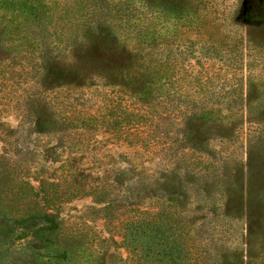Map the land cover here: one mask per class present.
Here are the masks:
<instances>
[{
	"label": "rangeland",
	"instance_id": "rangeland-1",
	"mask_svg": "<svg viewBox=\"0 0 264 264\" xmlns=\"http://www.w3.org/2000/svg\"><path fill=\"white\" fill-rule=\"evenodd\" d=\"M243 4L0 0V264H138L124 223L156 213L187 264H264V17L244 51Z\"/></svg>",
	"mask_w": 264,
	"mask_h": 264
},
{
	"label": "trees",
	"instance_id": "trees-1",
	"mask_svg": "<svg viewBox=\"0 0 264 264\" xmlns=\"http://www.w3.org/2000/svg\"><path fill=\"white\" fill-rule=\"evenodd\" d=\"M237 17L249 27L242 49L260 51L262 47L252 39H247V36H250L249 32L254 28L262 29L260 25L253 28V23L264 17V0H244ZM178 228L163 213H156L145 219L129 218L124 223L122 234L128 256L133 261L137 260L138 264H187L191 258L190 251L185 247L186 242L181 240Z\"/></svg>",
	"mask_w": 264,
	"mask_h": 264
}]
</instances>
